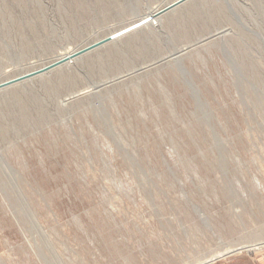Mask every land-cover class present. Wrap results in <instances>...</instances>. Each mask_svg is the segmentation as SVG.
Segmentation results:
<instances>
[{"label":"rangeland","instance_id":"374dc122","mask_svg":"<svg viewBox=\"0 0 264 264\" xmlns=\"http://www.w3.org/2000/svg\"><path fill=\"white\" fill-rule=\"evenodd\" d=\"M178 1L0 0V264L264 242V0Z\"/></svg>","mask_w":264,"mask_h":264},{"label":"bare ground","instance_id":"6f19581e","mask_svg":"<svg viewBox=\"0 0 264 264\" xmlns=\"http://www.w3.org/2000/svg\"><path fill=\"white\" fill-rule=\"evenodd\" d=\"M153 13H150L148 15H145L142 19H146V17L153 15ZM77 52V50H72V51H66L65 53H63L62 55L59 56V60H69L72 59L74 55V53ZM240 243V242H239ZM264 247V242H258V243H252V244H247V245H234L233 246H229V247H225L222 248L221 250L209 255L208 257H205L203 259H200L196 262L193 263H189V264H210L211 262L213 263V261L221 259L223 257L229 256L231 254L237 253L241 250H247L249 252L253 251V250H257Z\"/></svg>","mask_w":264,"mask_h":264},{"label":"water","instance_id":"95a60500","mask_svg":"<svg viewBox=\"0 0 264 264\" xmlns=\"http://www.w3.org/2000/svg\"><path fill=\"white\" fill-rule=\"evenodd\" d=\"M185 1H187V0H180V1H178L177 3H175L174 5L170 6L168 9H172V8L176 7L177 5H179V4H181V3L185 2ZM168 9H167V10H168ZM136 27H137V26H136ZM133 28H135V27H133ZM133 28H130V29H128L127 31H129V30H131V29H133ZM125 32H126V31H125ZM121 34H122V33H121ZM119 35H120V34H118V35H114V36L109 37V38H107V39H105V40H102V41H100V42H98V43H96V44H94V45H92V46H89L88 48H86V49H84V50H82V51H79V52H78V55H83V54H85V53H87V52H89V51H91V50H93V49H95V48H98V47H100L101 45H103V44H105V43H107V42H109V41L114 40V39H115L117 36H119ZM62 62H63V61H62ZM59 64H60V63H57V64H55V65H53V66H50V67H48V68H46V69H43V70H40V71H37V72H34V73L27 74V75H25V76H23V77H20L19 79H16V80H14V81H11V82H8V83H5V84H2V85H0V88L5 87V86L12 85L13 83L15 84L16 82H20V81H23V80H26V79L33 78V77H35V76H37V75H39V74L45 72L46 70H49L50 68H52V67H54V66H57V65H59Z\"/></svg>","mask_w":264,"mask_h":264},{"label":"crops","instance_id":"0c3cea01","mask_svg":"<svg viewBox=\"0 0 264 264\" xmlns=\"http://www.w3.org/2000/svg\"><path fill=\"white\" fill-rule=\"evenodd\" d=\"M219 264H264V259L261 257H246L241 255H236L234 257L225 259Z\"/></svg>","mask_w":264,"mask_h":264}]
</instances>
